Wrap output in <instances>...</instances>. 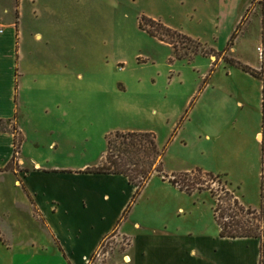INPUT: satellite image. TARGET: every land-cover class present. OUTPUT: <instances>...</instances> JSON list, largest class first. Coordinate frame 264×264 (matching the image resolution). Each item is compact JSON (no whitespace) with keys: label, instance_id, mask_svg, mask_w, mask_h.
Returning a JSON list of instances; mask_svg holds the SVG:
<instances>
[{"label":"rangeland","instance_id":"obj_1","mask_svg":"<svg viewBox=\"0 0 264 264\" xmlns=\"http://www.w3.org/2000/svg\"><path fill=\"white\" fill-rule=\"evenodd\" d=\"M253 1L23 0L17 139L26 167L0 176L6 235L32 234L29 218L38 217L17 208L25 201L20 171L36 162L100 166L118 132L153 133L164 152L163 173L133 200L119 234H161L166 220L175 232L213 234L217 206L226 222L235 215L254 222L226 196L227 182L245 207L263 205L264 92L235 63L254 70L264 62V0ZM15 4L0 0V17L8 8L7 20L18 21ZM242 22L232 59L225 49ZM11 125L0 128L15 131ZM173 176L204 190L187 192L170 182ZM136 219L143 229L134 227ZM129 244L107 239L93 264L125 263Z\"/></svg>","mask_w":264,"mask_h":264},{"label":"crops","instance_id":"obj_2","mask_svg":"<svg viewBox=\"0 0 264 264\" xmlns=\"http://www.w3.org/2000/svg\"><path fill=\"white\" fill-rule=\"evenodd\" d=\"M258 9L262 14L261 23L264 28V10L260 7ZM22 10L23 0H16L14 14L19 16L18 21L7 20L10 14L8 8L0 17V121L10 122L11 126H16L15 131L0 129V176L15 173L8 171L13 165L26 167L20 151L17 158H14L16 139L18 137L20 139L22 135L18 121ZM262 40L264 43V37ZM229 42L225 52L230 51L232 59H235L233 56L237 53V45L234 43L228 51ZM235 60L239 62L238 59ZM261 62L255 71H264V62ZM245 76L259 84L260 90L264 92L263 80L250 74ZM257 138L262 140V134L258 133ZM52 144L51 149L55 145V149L59 147L58 143ZM104 161L103 159L102 162ZM96 166L98 165L86 164L80 167L49 168L36 162L20 171L22 183H19L20 186L17 188L23 190L25 201L16 203L17 208L29 217L32 211L38 217L31 215L29 218L31 222L27 221L33 228L30 230L32 234L28 233L26 237L14 233L6 235L2 225L6 226L9 223L6 221L7 218L4 217V221L1 219L0 264H87V260L98 253L107 239L120 240L125 237L130 240V244L123 256L125 263L121 261L120 264H261L262 260L264 262V236L261 239L223 238L220 235V228L216 233L204 236L192 231L184 234L180 231L175 232L167 220L162 224L161 234L156 232L140 237L135 235L133 237L127 233L119 234V227L126 212L129 213L131 209L137 186L124 175L88 172L89 168ZM181 211L183 209H180ZM133 216L132 214L131 217ZM133 225L139 230L143 229L138 219L133 221Z\"/></svg>","mask_w":264,"mask_h":264},{"label":"trees","instance_id":"obj_3","mask_svg":"<svg viewBox=\"0 0 264 264\" xmlns=\"http://www.w3.org/2000/svg\"><path fill=\"white\" fill-rule=\"evenodd\" d=\"M243 25V22L239 25L236 32L233 34L228 47L234 45L236 38L239 35V31ZM240 69L251 73L252 75L260 78L263 72H258L252 70L251 68L242 65L239 62H235ZM4 123L0 121V124ZM10 123V122H9ZM1 129V128H0ZM6 130V129H3ZM21 144L16 139V150L15 157L20 151ZM264 147V141H263ZM164 152L160 151L157 138L153 133H121L118 132L115 135H111L108 138V150L104 163L96 168H89V173L94 174H114V175H124L126 176L132 184L137 186V192L134 199H136L143 188L148 184L152 177L156 174L163 173V158ZM196 175L215 177L211 175H204L201 171L197 172ZM189 179L190 175H185ZM174 180L170 182L181 189L190 192L191 190H204L201 187L194 186L193 184L185 185L182 184L184 181L180 177H175ZM222 180V177L217 176ZM264 178V176H263ZM180 179V180H179ZM226 182V196L229 197V202L231 206H235L240 213L253 216V221H248L244 223L243 220H236L235 216H230L232 218L231 222H226V211L220 206L215 209V219L221 230L220 235L223 238L229 239H242V238H262L264 236V195H263V205L260 211L245 207L234 192L230 190ZM231 209V207L229 208ZM222 211L221 214H218ZM225 211V212H224ZM128 212V211H127ZM127 212L125 218L127 217ZM257 225V226H255ZM262 229V232H261ZM261 264H264L263 260Z\"/></svg>","mask_w":264,"mask_h":264},{"label":"built area","instance_id":"obj_4","mask_svg":"<svg viewBox=\"0 0 264 264\" xmlns=\"http://www.w3.org/2000/svg\"><path fill=\"white\" fill-rule=\"evenodd\" d=\"M100 257V255L97 253L93 258H90L89 260H87V264H93L94 263V259H95V257Z\"/></svg>","mask_w":264,"mask_h":264},{"label":"bare ground","instance_id":"obj_5","mask_svg":"<svg viewBox=\"0 0 264 264\" xmlns=\"http://www.w3.org/2000/svg\"><path fill=\"white\" fill-rule=\"evenodd\" d=\"M127 262H129V259L127 258Z\"/></svg>","mask_w":264,"mask_h":264}]
</instances>
